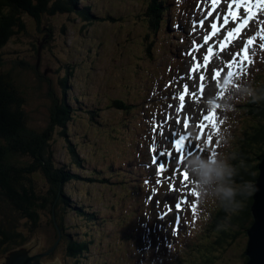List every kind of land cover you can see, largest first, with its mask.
<instances>
[{
    "label": "rangeland",
    "instance_id": "obj_1",
    "mask_svg": "<svg viewBox=\"0 0 264 264\" xmlns=\"http://www.w3.org/2000/svg\"><path fill=\"white\" fill-rule=\"evenodd\" d=\"M106 1L81 0L80 8L91 6V13L96 19L100 12L102 14L108 11L109 2ZM180 1L182 0H168V4L176 9ZM120 5L118 12L122 13L127 5L123 8L122 4ZM136 5L142 8L141 3ZM229 5H234L232 0H215V6L213 0H193L186 11L190 15L194 11L193 18L179 19L180 23L171 27L169 33L159 32L156 44L150 48L152 54L148 59H151V62L148 63L140 61V43H137L135 37V32L142 29V18L138 16L131 23L129 19L127 24L118 29L101 23L86 25L88 22L68 13L42 21L43 29L47 25L52 28L54 26L52 38L47 35L49 32H38L35 24L28 26L33 36L20 32L15 34L13 38L18 43L15 46L20 47L19 51L6 58L15 62H18V58H28L32 61L33 56L27 51L35 55L31 47V43L35 42L41 48L38 52L44 51L39 62H44L45 70L42 69L48 71L47 74L55 76L57 69L61 67L59 79L65 76L66 72L63 71L68 63L74 65L72 81L67 84L64 92L59 80L50 81V85L54 89L57 88V103L76 111L75 114L78 113L70 124L68 140L65 141L60 135L55 136L54 159L58 166L68 165L78 177L71 178L64 188L67 194L65 196L70 201L69 205L72 204L65 213V227L76 241L86 239L89 243V248L78 258L66 257L64 248L56 247L49 259H43L42 262L35 259L29 263L168 264L175 260L179 242L197 243L196 239L201 237V231L207 236L206 228L211 216L209 221H204L198 218V213L201 207L207 212L214 209L218 200L209 197L208 202L201 205L200 196L193 198L191 193L195 189L191 186L190 177L182 178L184 163L176 161L182 159L185 162L191 156L188 155L189 152L205 157L211 153L224 152L231 159L238 145L244 144V131L249 125L256 123L250 119L248 113L250 97L241 95L236 89L246 84L251 88L253 86L256 91L257 83L264 80V48L260 47L264 40H255L249 45L253 63L244 65V73L237 74V77L227 76L228 70L235 73L237 67V64H233L229 69L228 64L244 48L246 41L258 36L264 28V7L257 9L251 18L241 7L238 10L239 15L234 19L229 13L237 9H230ZM141 11L142 9H139L136 13ZM245 20H249L248 26L238 33L236 29L244 26ZM132 24L136 27L133 32L130 31ZM213 24L217 26L215 31ZM63 26L65 31H62ZM187 32L188 37L179 41ZM229 32H234L235 35L228 38ZM226 38L225 47L218 49ZM174 47H177V57L176 53L171 54V48ZM209 48L213 50L210 55ZM206 55L209 56L207 65L204 61ZM196 65L198 67L193 72L192 69ZM216 72L221 75L215 76ZM201 76L205 77L203 81L200 80ZM185 84L190 85L187 94ZM201 84L204 85L203 90L200 88ZM139 85L146 90H138ZM181 94H185L182 109L179 99ZM75 96H79V102L73 99ZM117 97L134 101L135 107L128 117L122 111L108 109L110 100ZM210 97L215 98L218 103L235 104V111L227 114V121L218 107L207 106L206 102ZM83 107L97 112L95 120L92 121L83 113ZM209 112H215L218 126L210 144L208 137L214 128L203 120ZM130 117H135L138 125H134ZM139 123L142 126H139ZM201 124L204 126L199 127ZM225 129L230 137L227 147L218 141ZM173 133L187 137L181 151L175 148V140L179 139V135ZM73 137L79 141L76 142ZM135 137L139 142L133 141ZM193 144L203 151L198 152V148L193 147ZM70 145H76L80 166L73 164ZM205 145L211 148V152L205 149ZM153 146L155 151L152 150ZM161 152L165 155L161 156ZM154 156L156 161L153 160ZM151 161H154L157 169L160 165L165 166L166 171L162 172V177L154 176L155 167L149 165ZM138 162L148 165L146 169H139L140 175L145 174L147 178L155 177L156 180L162 181L152 186H144L141 192L133 190L137 181L131 179L129 174ZM110 165L113 166L108 168ZM93 170L103 172L102 179L105 180L113 173L114 180L110 178L108 187L101 185L97 183L99 176L90 172ZM89 178L95 180L90 182ZM157 186L161 189V197L173 194V198L177 197L184 207L174 209L173 202H170L164 213L159 214L162 209L154 216L150 196H154ZM167 189H173L174 193H169ZM193 204L196 205L195 213ZM78 207H82L83 213H94L96 221L86 223V219L77 214ZM178 214H183L182 223H177V220H180ZM51 231L52 228L48 229V232L44 230L33 234L34 242L26 246L29 251L25 250L28 258L37 255L46 246ZM247 241V237H242L239 245L221 247L214 253L213 262L207 264H246ZM177 258L180 259V256ZM181 261L175 264H182ZM184 264L194 263L187 260Z\"/></svg>",
    "mask_w": 264,
    "mask_h": 264
},
{
    "label": "trees",
    "instance_id": "obj_2",
    "mask_svg": "<svg viewBox=\"0 0 264 264\" xmlns=\"http://www.w3.org/2000/svg\"><path fill=\"white\" fill-rule=\"evenodd\" d=\"M115 1L107 0L108 11L100 12V16L95 19L91 6L80 8L81 0H0V264L11 251L31 245L34 242L33 234L44 230L48 232L50 228L52 231L48 243L39 253L48 251L57 243L58 249L64 248L66 257L78 258L89 248L88 241H76L64 223L67 208L72 205H69L64 188L71 178L78 177L68 165L58 166L54 159L55 136L60 135L65 141L68 140L70 124L77 116L76 111L57 103V88L54 89L50 81L59 80L64 92L67 84L72 81L74 65L68 63L63 71L66 72L65 76L59 79L61 67L55 76L47 74L44 62H38L44 51L38 53L41 48L35 42L31 43L35 55L27 51L33 56L32 61L28 58H18V62L8 59L7 56L18 52L20 48L15 46L18 43L13 37L19 32L33 36L28 26L35 24L38 32H49L47 35L52 38L54 26L52 28L47 25L43 29L42 21L68 13L82 18L88 22L84 23L86 25L101 23L118 29L127 24L129 19L131 23L138 16L142 18V29L135 32V37L137 43H140V61H145L150 56V48L157 40V34L169 33L171 25L178 23L179 17H182L193 0H182L183 9L172 8L168 0ZM136 3H141L142 8ZM120 4L122 8L127 5L122 12L124 14L118 12ZM139 9L142 11L136 13ZM135 28L133 24L130 25V31ZM62 31H65L64 26ZM171 53H176L177 57V47L171 48ZM257 85L256 91H260L254 92L258 98L250 97L248 101L250 119L256 123L244 131V144H239L231 155V158L235 157L232 162L239 173L237 184L246 181L254 184L259 175L258 166L264 157V80ZM140 89H143L141 85ZM73 99L78 100L79 97ZM134 107L133 100L120 97L111 99L108 105V109L122 111L126 117ZM82 111L92 121L95 120L97 112L84 107ZM69 150L73 164L80 166L76 145H70ZM114 176L112 173V180ZM93 180L91 178L89 181ZM97 181L103 182L99 178ZM253 194L249 197L238 196L241 203L234 210H225L218 201L215 208L209 210L211 220L206 228L207 236L201 231L197 243L179 242L175 254L180 256L178 261L182 260V264L187 260L194 264L212 263L214 253L221 247L239 245L242 237H247V230L253 223ZM78 208L77 214L85 218L86 223L96 221L94 213H83L82 207ZM50 257L47 255L44 258Z\"/></svg>",
    "mask_w": 264,
    "mask_h": 264
},
{
    "label": "clouds",
    "instance_id": "obj_3",
    "mask_svg": "<svg viewBox=\"0 0 264 264\" xmlns=\"http://www.w3.org/2000/svg\"><path fill=\"white\" fill-rule=\"evenodd\" d=\"M243 96L258 98L254 90L246 84H242L236 89ZM209 108L218 107L224 114V120H228L227 114L235 111L234 103L223 104L217 102L215 98L210 97L206 102ZM218 141L227 147L230 143V137L227 135V129L220 134ZM231 159L224 152H218L207 157L201 154H193L184 162V169L187 171L191 186L200 196V204L208 202L209 197L218 200L225 210H234L239 207L241 201L237 197H249L256 190L251 181L237 184L236 177L238 169ZM211 213L203 207L200 208L198 218L207 221Z\"/></svg>",
    "mask_w": 264,
    "mask_h": 264
},
{
    "label": "snow or ice",
    "instance_id": "obj_4",
    "mask_svg": "<svg viewBox=\"0 0 264 264\" xmlns=\"http://www.w3.org/2000/svg\"><path fill=\"white\" fill-rule=\"evenodd\" d=\"M213 4L215 6V0H213ZM233 7H235L237 9V11L230 12L229 13V15L232 18L235 19L239 15V11L238 10L241 7H243L244 12L248 13L249 18H251L252 15L254 14V12L257 9H259L261 7H264V0H237V3L235 5H229V8L230 9L233 8ZM209 14H211V13H209ZM244 23L247 24V20H245ZM201 24H203L202 21H201ZM241 27H243V25H241ZM212 28L215 31L217 29V26L215 24H213L212 25ZM236 31L238 32L239 29H236ZM234 35H235L234 32H229L228 33V38H230V37H232ZM207 39H208V37L205 38L206 42H207ZM255 40H264V28L261 29V32H260V34L258 36H253V37L249 38L246 41V43L244 45V48L241 49L236 54V57L233 59V61L228 64V68L229 69L232 68V65L233 64H237L236 72L235 73L233 71H231V70H228L227 71V76L228 77H237V74H242V73L245 72V67H244L245 64H251V63H253V60H252L251 55H250L251 50L249 48V45H252L253 44V41H255ZM226 43H227V38H226L225 42L221 44V48H224ZM260 47L261 48H264V43L260 44ZM212 51L213 50L211 48L208 49L209 55L212 53ZM228 51L230 52L231 49L229 48ZM208 60H209V56L206 55L205 58H204L205 65L208 64ZM237 61H239V63H237ZM197 67H198V65L194 66L193 69H192V71L195 72ZM220 75H221L220 72H216L215 73V76H217V77H219ZM204 79H205L204 76H201L200 77V80L201 81H203ZM200 88H201V90H203L204 89V85L201 84L200 85ZM184 89H185V94H187L189 92L190 85L185 84L184 85ZM185 94H181L180 97H179V99L181 101V105H180V108L181 109L184 107V103L183 102L185 101ZM193 95H195V94L193 93ZM203 120H204V122L210 124L214 129H216L218 127L217 126V123H216L217 117H216L215 112H209L207 115H205L203 117ZM179 122L180 121L178 120L177 123L179 124ZM187 126H188V124L185 121V127H187ZM203 126H204L203 124L199 125V127H203ZM173 135H179V139H176L175 140V148H176L177 151H181L182 150V146H184L185 140L187 139V137L185 135H183V134H178V133H173ZM211 142H212L211 136H209L208 137V143L210 144ZM193 147H197L198 148V146L196 144H193ZM152 150L155 151V147L154 146H153V149ZM202 151H203V149L198 148V152H202ZM160 155L161 156H164L165 153L164 152H161ZM188 155H192V153L189 152ZM153 160L156 161V157L155 156L153 157ZM176 162L177 163H181V164L184 163V161L182 159H177ZM164 171H166L165 166L164 165H160L159 168H158V173H162ZM182 178H189V175H188V173H187L186 170H184L183 177ZM191 195H192L193 198H198L199 193L193 191L191 193ZM179 206H180L179 204L176 205V207H179ZM192 208H193V212L195 213V211H196V205L193 204L192 205Z\"/></svg>",
    "mask_w": 264,
    "mask_h": 264
},
{
    "label": "water",
    "instance_id": "obj_5",
    "mask_svg": "<svg viewBox=\"0 0 264 264\" xmlns=\"http://www.w3.org/2000/svg\"><path fill=\"white\" fill-rule=\"evenodd\" d=\"M259 175L255 182V193L251 214L253 223L247 230V245L245 250L246 264H264V157L258 166ZM57 243L48 251L27 257L25 249L10 253L4 264H31L32 260L41 259L50 255L56 248Z\"/></svg>",
    "mask_w": 264,
    "mask_h": 264
}]
</instances>
